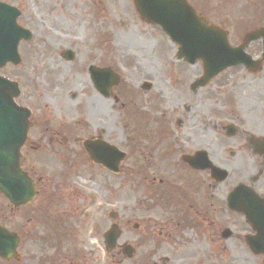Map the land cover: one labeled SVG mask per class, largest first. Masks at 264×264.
Instances as JSON below:
<instances>
[{
    "label": "rangeland",
    "instance_id": "374dc122",
    "mask_svg": "<svg viewBox=\"0 0 264 264\" xmlns=\"http://www.w3.org/2000/svg\"><path fill=\"white\" fill-rule=\"evenodd\" d=\"M3 1L21 10L19 23L32 30V38L19 45L20 65L0 68V74L19 82L21 101L42 125L31 133L37 148H26L23 162L39 179L36 201L14 210L0 196V219L21 235L19 259L0 264H263L244 242L247 224L224 205L233 180L209 190L203 173L198 197L186 188L196 175L183 167L180 154L196 138L209 143L214 133L206 88L199 109L182 108L193 100L186 89L199 64L174 61L175 46L140 20L132 0ZM225 12L210 17L229 29L231 43H239L252 26L241 23L237 29L241 12ZM67 48L75 53L72 62L60 58ZM259 50L258 44L247 51ZM88 62L106 64L121 77L105 100L96 99L81 70ZM178 80L181 86L174 88ZM142 81L151 89L134 95ZM215 83L237 91L261 89L264 67L256 76L229 68ZM161 118L169 120L172 138L155 149L159 134L153 137L150 128ZM85 138L107 141L126 153L118 173L89 160ZM210 206L218 211L211 220L205 212ZM113 222L122 233L117 248L108 252L103 233ZM225 230L230 235L224 238ZM125 243L134 248L130 258L121 253Z\"/></svg>",
    "mask_w": 264,
    "mask_h": 264
},
{
    "label": "water",
    "instance_id": "95a60500",
    "mask_svg": "<svg viewBox=\"0 0 264 264\" xmlns=\"http://www.w3.org/2000/svg\"><path fill=\"white\" fill-rule=\"evenodd\" d=\"M133 2L141 19L159 25L170 39L179 45V56L185 57L190 63L197 57L201 58L204 74L198 79L197 84H204L228 66L252 63L244 48L250 40L264 38V28L258 29L248 33L240 45L231 47L227 40V32L197 16L185 0H133ZM18 14L16 8L0 2V66L7 61L18 63L20 60L16 49L18 40L21 36L29 38L28 31L16 26L15 19ZM107 77L111 83L115 81L109 73ZM18 93L16 82L0 76V193L14 206L28 202L36 194L33 181L20 168V147L26 138L29 111L14 102V97ZM84 146L94 162L101 163L112 171H118V163L124 157V153L105 143L90 148L88 142H85ZM184 160L191 163L189 158ZM214 171L212 169L213 174ZM228 203L230 208L245 215L247 222L255 231V235L249 236L246 242L254 254L262 253L264 263V201L254 195L242 193L240 188H236L229 195ZM109 215L113 216L112 213ZM119 234L117 225L112 224L104 234L107 250L115 247ZM18 242L19 237L15 232L0 226L1 258H18L16 253ZM126 248L125 252L130 256L131 249L129 246Z\"/></svg>",
    "mask_w": 264,
    "mask_h": 264
},
{
    "label": "flooded vegetation",
    "instance_id": "af4514ba",
    "mask_svg": "<svg viewBox=\"0 0 264 264\" xmlns=\"http://www.w3.org/2000/svg\"><path fill=\"white\" fill-rule=\"evenodd\" d=\"M186 1L194 8L195 12L198 15H201L207 18L209 22L215 23L220 26H222L223 23L213 20V18L210 16L224 14L226 13L225 11H227V13H229L230 15L233 13L237 14L241 12V21L236 22L237 29H240V27L243 26L241 23L251 25L252 27L249 30L264 26V0ZM258 44L260 47L259 53L252 52L254 53L252 54V56H254L255 58H258L260 56L261 40H255L249 44V48L257 46ZM62 52L60 54V58L65 60L64 54ZM172 58L174 61L181 63L183 66H187V64L182 59L178 58L176 54L173 55ZM74 59L75 55L73 56V60ZM92 66H94L95 68L103 69L106 67V64H92L91 62H88L81 67V70H84V72L88 76L91 85L90 88L93 89L98 95L96 99L102 101L106 99V96L103 93L98 92L93 87V84L91 82L90 69ZM259 66L260 70H251L250 68L245 67L243 65H239L237 67L242 68L245 76H256L264 67V60H262L257 65V68H259ZM199 70L200 72L197 75H200L202 73L201 65H199ZM224 72L212 78L203 87L193 86L194 80L198 78V76L196 75L197 77L195 76L189 81V84L187 86L188 88H185L186 93L189 96H193V100L190 101L188 104H183L182 108L184 111H188L189 108L199 109L200 101L202 99L201 90L206 88V96L208 94L211 99V102H209L211 107L208 111L210 112V116L212 117L211 121L213 123L214 133L211 135V140H209L210 142L207 144L203 143L202 145L200 142V138L194 139L193 144L190 143V145L192 144V147L188 149L184 147L185 150H183L179 157L180 160H182L183 155L195 156L199 153L204 154L209 158L213 165L217 166L220 169H224L226 171V176L222 181H218L216 179L218 177V174H214L215 177L211 176L210 169H194L182 161L183 167H185L196 175L194 176V185L190 183L186 186V188L195 197L196 195L198 197V186L200 187L198 183V178L199 175L205 173L207 175L205 179L207 181V188L209 190H215L217 185L222 184L226 180L230 179L233 180V183L229 191L232 190L234 186L238 184H243L244 186L252 189L260 198H264V88L254 89L253 87H248L245 90L237 91L234 87H227L223 83L216 84L215 80ZM211 82H214L215 85L207 88L206 86L211 84ZM146 84H148V89L144 90L143 88L146 86ZM178 84L181 86V82L179 80L178 83H174V88L176 87V85L177 87H179ZM151 87L152 85L148 81H142L138 84L137 89L134 91V93L139 94V91H148L151 89ZM245 94L247 95V97H244ZM21 98L22 97L20 95L17 99L18 104L26 105L23 101H21ZM152 98L155 97L152 96ZM152 98H149V101H151ZM235 99L238 100L239 103H235ZM242 100H246L248 102L247 105H240V102ZM32 115L34 116V114L31 113V126L28 131L26 142L23 146V152L26 148H30L31 150L37 148L36 144H32L34 140L31 138L30 135L33 130L38 131L37 128L40 127V125L42 124H40L37 120L33 119ZM197 116H199V114L195 115V117ZM193 120L196 121L195 119ZM168 121L169 120H167L166 122L164 121V118H161V120L156 123V126H151L150 128L153 131L152 133H150V135L154 137L156 133L159 134V139L154 144L155 149H157L160 145H164L167 139L172 138L170 137L171 134L168 129ZM179 122V119L175 121V123ZM49 137L51 138V136ZM62 137L68 138L70 137V135ZM56 138L55 141L58 142V138ZM166 153L167 155L172 154V152ZM27 172L32 175L30 171ZM159 183H161V181ZM224 205L226 207V210L229 211V209L227 208L226 201ZM195 212H197V209H195ZM205 212L208 213L209 219L211 220V217H213L214 214L218 211L215 206H210V212L208 210H205ZM238 215L241 216V218L244 220V217L242 215ZM248 229L249 231L251 230L249 226Z\"/></svg>",
    "mask_w": 264,
    "mask_h": 264
},
{
    "label": "bare ground",
    "instance_id": "6f19581e",
    "mask_svg": "<svg viewBox=\"0 0 264 264\" xmlns=\"http://www.w3.org/2000/svg\"><path fill=\"white\" fill-rule=\"evenodd\" d=\"M81 183H82V184H85V183H84V182H82V181H81ZM92 187H93V186H91V188H92ZM92 189H93V188H92ZM75 197H76V194H75Z\"/></svg>",
    "mask_w": 264,
    "mask_h": 264
}]
</instances>
